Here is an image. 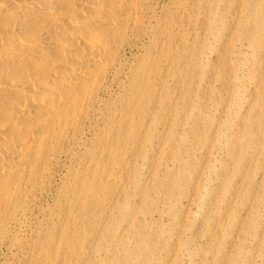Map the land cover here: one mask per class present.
<instances>
[{"label": "bare ground", "instance_id": "6f19581e", "mask_svg": "<svg viewBox=\"0 0 264 264\" xmlns=\"http://www.w3.org/2000/svg\"><path fill=\"white\" fill-rule=\"evenodd\" d=\"M263 203L264 0H0V264H264Z\"/></svg>", "mask_w": 264, "mask_h": 264}, {"label": "rangeland", "instance_id": "374dc122", "mask_svg": "<svg viewBox=\"0 0 264 264\" xmlns=\"http://www.w3.org/2000/svg\"><path fill=\"white\" fill-rule=\"evenodd\" d=\"M134 49L135 48H132V51H134ZM156 155H157V151L156 150H152L151 148H149L148 146L146 147V158L147 159H151V158H155L156 157ZM140 159L141 158H137V161L138 162H140ZM54 194V190H52L49 194H48V196L46 197V200H44L43 202L46 204V202H48L49 200H50V198H51V195H53ZM132 209L134 208V215H135V217H136V220H143V213H142V211H141V205H142V203L140 202V201H137V199L135 198V196H134V193H133V191H132ZM178 207H180V208H183V209H185V208H187L189 205H188V202H187V200L185 199V198H182V199H180L179 200V202H177V204H176ZM262 207L264 208V203H263V205H262ZM190 210L192 211V213H194L195 215H196V207H195V205H190ZM157 214V213H156ZM158 215V214H157ZM161 218H157L156 217V215H154L153 216V220H157L158 221V225L160 226V227H166L167 226V224H168V220H169V218L168 217H166V214L164 213V214H162V215H159ZM148 220V218L146 217L145 218V221H147ZM204 230H206V225L204 224V223H197V226H194L193 227V230H191V231H188V236L189 237H195L196 236V234L197 233H199L200 231H204ZM204 243H203V241H202V239H199V240H197V242H196V246H201V245H203ZM186 249H188V246L186 247ZM189 250V249H188ZM2 258L0 257V260H1ZM182 263L181 264H197L195 261V259H194V261L193 262H191L189 259H188V256H186V252L184 253V257L182 258V259H179ZM258 261H261L260 259L258 260Z\"/></svg>", "mask_w": 264, "mask_h": 264}]
</instances>
